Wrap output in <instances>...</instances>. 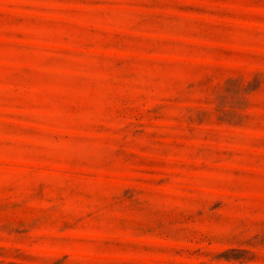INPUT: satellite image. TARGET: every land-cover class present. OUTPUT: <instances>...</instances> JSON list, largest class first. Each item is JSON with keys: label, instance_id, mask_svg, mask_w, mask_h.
Returning <instances> with one entry per match:
<instances>
[{"label": "rangeland", "instance_id": "1", "mask_svg": "<svg viewBox=\"0 0 264 264\" xmlns=\"http://www.w3.org/2000/svg\"><path fill=\"white\" fill-rule=\"evenodd\" d=\"M0 264H264V0H0Z\"/></svg>", "mask_w": 264, "mask_h": 264}]
</instances>
